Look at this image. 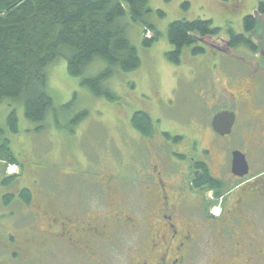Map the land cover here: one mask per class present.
Wrapping results in <instances>:
<instances>
[{
    "label": "rangeland",
    "instance_id": "rangeland-1",
    "mask_svg": "<svg viewBox=\"0 0 264 264\" xmlns=\"http://www.w3.org/2000/svg\"><path fill=\"white\" fill-rule=\"evenodd\" d=\"M149 2L153 12L148 18L159 32L158 39L151 46L144 45L143 35L154 38L156 33L152 29L144 31L140 23H131L128 35L137 47L142 63L136 70L120 71L105 81L114 91L115 98L108 100L96 96L82 86L81 78L71 76L66 59L60 58L48 68L49 93L56 113L50 115L45 129L37 130V125L26 118L22 101L6 99L0 105V145L4 143L0 148V264L87 263L68 246L48 238L51 228L45 218L35 219L29 213L34 209L33 205H23L17 199L11 205H4L5 194L32 187L35 197L43 201L44 196L38 194L45 189L55 193L57 199L68 192L71 204H75L68 209L77 212L80 209L74 210V207L83 198L79 192L88 194L103 187L109 202L112 198L118 201V198L129 195L132 203L138 195L133 192L132 185L129 189L127 181L137 184L140 162L132 158L130 145L137 142L144 118L136 120L135 113L148 109L153 117L160 119L161 127L169 131L190 128L191 122H210L215 109L205 103V89L210 81V86L214 85L218 91L222 85L220 81L226 80L222 70L231 75L226 65L233 63L217 58L212 49L202 43L199 45L206 47L204 52L194 53L193 46H187L179 63L168 59L167 53L174 49L167 34L172 22L211 20L213 26L222 31L214 38H206L208 43L220 47L231 61L239 55L261 60L264 64V15L257 10L259 0ZM159 10L165 15H159ZM249 14L256 21L249 37L253 39L257 52L243 46L230 50L227 29L231 26L236 33H244V18ZM107 66V62L96 59L85 75H97ZM12 109L18 115L17 133L11 132L8 125ZM85 110L88 115L74 123V117ZM8 146L12 150L9 155L4 151ZM111 175L116 178L112 186L108 188L100 183L102 178ZM53 202L65 208L59 199ZM91 214L89 211L86 216ZM17 245L26 251L27 262L13 256ZM125 250L118 244L114 249L115 256ZM205 253L203 249L201 255L204 257H197L194 264H206Z\"/></svg>",
    "mask_w": 264,
    "mask_h": 264
},
{
    "label": "flooded vegetation",
    "instance_id": "flooded-vegetation-1",
    "mask_svg": "<svg viewBox=\"0 0 264 264\" xmlns=\"http://www.w3.org/2000/svg\"><path fill=\"white\" fill-rule=\"evenodd\" d=\"M243 34L250 45L232 47L228 38L229 49L243 46L256 53L249 33ZM202 44L233 63L226 65L231 75L222 70L226 80L218 91L207 83L204 101L215 109L210 122H191L173 133L148 109L140 110L152 121L142 124L130 145L132 158L140 162L137 184L127 181L138 195L132 203L129 195L109 202L103 187L79 192L77 212L68 209L75 205L68 192L58 196L65 208L53 202L58 199L50 189L38 194L43 201L32 187L29 203L16 196L23 205H33L29 213L35 219L45 218L48 238L89 264H194L203 249L206 264H264V64L239 55L231 61L220 47L206 39ZM223 111L234 114L229 132L213 125ZM235 154L244 156L247 172L233 170ZM115 179L111 175L100 183L109 188ZM118 244L126 250L115 256ZM13 253L20 261L29 259L20 245Z\"/></svg>",
    "mask_w": 264,
    "mask_h": 264
},
{
    "label": "trees",
    "instance_id": "trees-1",
    "mask_svg": "<svg viewBox=\"0 0 264 264\" xmlns=\"http://www.w3.org/2000/svg\"><path fill=\"white\" fill-rule=\"evenodd\" d=\"M257 10L264 15V0H259ZM152 12L149 0H0V105L6 99L22 101L26 118L37 125V130L45 129L50 115L56 113L49 93L48 68L60 58L66 59L71 76L81 78L82 86L112 100L115 93L105 81L120 71L136 70L142 63L128 35L131 23H140L144 31L152 29L156 33L154 38L144 34V45L151 46L158 39L159 32L148 18ZM158 13L165 15L161 10ZM255 25L253 15L244 18L246 34ZM221 31L211 20L172 22L167 34L174 49L167 53L168 59L179 63L187 46H193L194 53L204 52L199 43ZM227 34L232 47L250 45L248 36L236 33L231 26ZM96 59L107 62V68L86 76V69ZM87 115V110L82 111L72 121L76 123ZM134 118H143L142 124L152 121L140 111ZM8 125L11 132H18L15 109L8 115ZM5 149L7 155L12 153L9 146ZM16 196L29 203L32 190L23 188L18 195L5 194L4 205H11Z\"/></svg>",
    "mask_w": 264,
    "mask_h": 264
},
{
    "label": "water",
    "instance_id": "water-1",
    "mask_svg": "<svg viewBox=\"0 0 264 264\" xmlns=\"http://www.w3.org/2000/svg\"><path fill=\"white\" fill-rule=\"evenodd\" d=\"M234 123V114L228 111H223L218 113L213 119V125L216 130L229 132L232 125ZM239 169H243L242 173L248 171L247 161L242 155L240 157L238 154H235L234 161H233V170L235 172L239 171Z\"/></svg>",
    "mask_w": 264,
    "mask_h": 264
}]
</instances>
